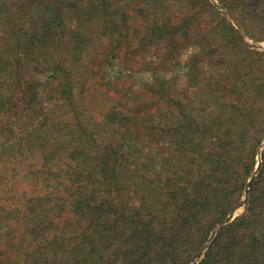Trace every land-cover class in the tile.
I'll list each match as a JSON object with an SVG mask.
<instances>
[{
	"label": "trees",
	"instance_id": "1",
	"mask_svg": "<svg viewBox=\"0 0 264 264\" xmlns=\"http://www.w3.org/2000/svg\"><path fill=\"white\" fill-rule=\"evenodd\" d=\"M172 11L184 13L173 22ZM220 28L228 38L213 50L232 55L233 71L263 61L210 0H0V264H193L246 194L197 264H264V152L248 183L264 133V113L259 122L248 103L264 100V73L235 78L238 98L216 104L202 64L185 91L157 77L162 99L111 119L91 112L88 80L72 75L110 40L179 54L193 38L198 56ZM95 69L90 80L103 86Z\"/></svg>",
	"mask_w": 264,
	"mask_h": 264
},
{
	"label": "rangeland",
	"instance_id": "2",
	"mask_svg": "<svg viewBox=\"0 0 264 264\" xmlns=\"http://www.w3.org/2000/svg\"><path fill=\"white\" fill-rule=\"evenodd\" d=\"M210 1L217 7L221 14L226 16L234 25V21L223 11L228 12V14L236 20L240 28L235 26L239 30L242 40L247 47L255 51L264 52V0H226L231 6L234 4L238 6V9L234 11L238 13V17L222 3V0ZM172 12L176 15L172 19L173 22L178 21V17L184 13L183 11L179 14L174 11ZM213 13L215 14L216 12L212 10L208 12V19H213L214 23L212 25H215L218 21ZM140 24H143V22ZM220 29L222 32L211 31L209 29V44L206 46L209 48V53H202L198 56L194 54L200 51L201 47H204L203 42L199 40L193 41V38H191V41L187 42H184L185 39L181 40L184 42V48H182L179 54L173 49L174 46H167L165 42H149L146 47L133 50V45L130 46V44L125 43L122 45L123 48H121V46H117L115 41L112 44L110 40L102 49L103 55L100 57L94 56L88 59H82L72 70V75L80 79L88 80L86 88L90 89L88 91V97L91 95L89 103L91 107L95 109L91 112L106 116L109 119L112 117L121 118L134 116L135 112L138 113L140 110L139 108L148 96H150V100L162 99L160 91L158 93L154 92V88L159 87L160 80L157 81V77H165L168 82H170V85L175 84L174 87L180 90H188L189 85H191L190 83H197L195 76L200 79L201 76L199 72H197V68L201 64L203 65L202 70L204 72L201 83L209 84L208 86L206 84L204 85L207 101L216 104L221 103L223 99L231 100L234 99V97L238 98L236 93L228 91L230 83L235 78H239L241 81L245 78L246 81H250L252 78L256 77V73H258V76L260 75L259 73H264V57L261 58L263 61L253 60L250 63L246 62V68L241 67L240 72L233 71L229 67L232 55L228 59L224 56L223 60H220L218 51L216 52L213 50V46L218 41L219 37L225 36L226 39L228 38V34L225 35V33H228L226 29ZM125 47H129L134 53L127 52ZM111 48L115 49V54L114 52L111 53ZM225 60L227 61L223 62ZM92 66L96 68L94 72L95 75L103 79V86H101L102 84H96L92 76L90 80ZM51 73H53V70H51ZM49 74L50 72H41L37 74L36 79L44 80ZM222 74L226 75L227 78L220 80ZM64 77L65 74L63 73L62 77H59L60 80L54 78L49 85H51L52 88H57L59 86V81H62L61 78ZM107 80L115 82L114 86L110 88H113V93L109 96H107V93H104V83H106ZM214 92L215 94L210 97ZM261 97L262 94L254 95L252 93V102L248 103H253L252 110L255 115L261 112L264 113V109L261 110L260 108H264V100L262 101ZM27 98H29V96ZM23 100L24 99H22L21 104L26 105L27 101ZM199 101L198 99L197 102ZM256 116L257 120L260 122V117H258V115ZM41 117L42 115H40L38 119H41ZM262 119L264 121V114ZM262 137V142L257 147L256 167L252 177L248 181L249 184L257 177L262 167L264 133ZM246 198V196H243L238 207L229 215L230 220L228 222L233 221L245 211L247 207Z\"/></svg>",
	"mask_w": 264,
	"mask_h": 264
},
{
	"label": "water",
	"instance_id": "3",
	"mask_svg": "<svg viewBox=\"0 0 264 264\" xmlns=\"http://www.w3.org/2000/svg\"><path fill=\"white\" fill-rule=\"evenodd\" d=\"M219 6H220V5H219ZM220 7H222V6H220ZM223 12H224L225 14H227V15H228V16L234 21V23H235V25H236L237 27H239L238 24L236 23V20H234V18H233L232 16H230V15L228 14V12H226V11H223ZM239 28H240V27H239ZM248 188H249V186H248ZM246 196H247V194H246ZM229 220H230V217H228L226 221H224L223 223H221L220 225H218V226L214 229V231H213V233H212V235H211V239H210V241L207 243L206 247H205V248L199 253V255H198V257H197V260L194 262V264H197V263H198V260H199V259L204 255V253L208 250V248L210 247V244H211L212 240L214 239V237H215L217 231H218L223 225L227 224Z\"/></svg>",
	"mask_w": 264,
	"mask_h": 264
}]
</instances>
